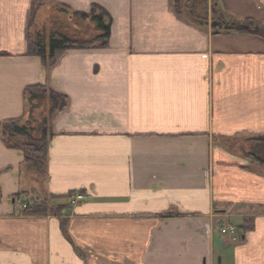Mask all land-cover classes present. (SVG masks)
I'll use <instances>...</instances> for the list:
<instances>
[{
	"label": "crops",
	"instance_id": "1",
	"mask_svg": "<svg viewBox=\"0 0 264 264\" xmlns=\"http://www.w3.org/2000/svg\"><path fill=\"white\" fill-rule=\"evenodd\" d=\"M93 3L113 18L108 46L49 69L27 54L44 9ZM207 4L205 24L174 0H0V121L24 115L31 85L69 99L45 178L0 136V264H264V164L246 157L264 135V39L233 30L264 0ZM217 12L230 32L210 28ZM33 189L85 193L64 216L25 215ZM245 216V240L222 232Z\"/></svg>",
	"mask_w": 264,
	"mask_h": 264
},
{
	"label": "trees",
	"instance_id": "2",
	"mask_svg": "<svg viewBox=\"0 0 264 264\" xmlns=\"http://www.w3.org/2000/svg\"><path fill=\"white\" fill-rule=\"evenodd\" d=\"M174 3L177 12L185 15L182 8L184 0H174ZM61 10L67 11L68 8L62 6ZM70 12L77 23L74 37L65 32H54L48 38L39 32L35 38H29L27 54L40 57L45 69H49L55 64L57 55L61 50L102 48L109 44L113 18L105 7L93 3L89 11H69L67 13ZM190 17L194 18L193 16ZM219 18H223V22L228 20V17L222 13H219ZM241 23L257 27L258 31L251 32L235 27ZM241 23H234L235 28L233 30L241 33H252L264 39V30L259 20L245 18ZM219 32V30H214L215 34ZM25 94L27 107L24 115L20 118L0 121V136L5 139L9 147L23 152L21 163L23 169L34 172L43 179L48 173L49 147L55 135L53 120L59 112L68 106L69 99L66 95L53 91L46 84L28 86ZM251 141L250 151L247 152L246 157L251 164H264V135L254 136ZM246 168H250V165ZM84 193L85 191H70L63 195L50 194L41 198L39 193L33 189L23 191L18 195H28L30 196L29 201H33L32 204L30 203L26 208H23L25 215L64 216L72 209L73 199ZM62 222L63 227H66L67 220L64 219ZM254 228L255 218L252 216L243 217L242 223L238 227L239 239L245 240L246 233Z\"/></svg>",
	"mask_w": 264,
	"mask_h": 264
},
{
	"label": "rangeland",
	"instance_id": "3",
	"mask_svg": "<svg viewBox=\"0 0 264 264\" xmlns=\"http://www.w3.org/2000/svg\"><path fill=\"white\" fill-rule=\"evenodd\" d=\"M196 1L197 0H184V6L182 8H183V11L185 12V14H187L188 16H193L197 20L199 17L197 15H195V12L197 11L196 7H195ZM57 10H58V8H55V10H54L53 8L49 7V8L44 9L41 12V14L39 15V18H37V21L40 22V26L39 27H41V24L43 25V30L40 31V33L45 35V37H48V38L54 32H65L67 35H69L71 37H74L75 34H76V25H77V23L75 22V19H73V16L71 15V12L67 13V11H63L62 10L63 12L59 13V12H57ZM230 12L232 14L234 13L232 11H230ZM216 14H219V13L217 12ZM216 14H215V18H216ZM207 15H208V13H207ZM257 15L260 18V23H261V26H262V28L264 30V9L259 10V13ZM213 16H214V14H213ZM233 16L235 18L239 19L237 17L238 15H236V16L233 15ZM208 17H207L206 21L208 20ZM213 21H214V18H212V22L211 23H213ZM203 23L206 24L205 21ZM207 23H208L207 25L210 26L209 22H207ZM230 23L222 22L221 24L213 25V27H212V24H211L210 28L213 29V30H219V31L222 30V31H224L227 28H231L230 27ZM231 24L233 25V23H231ZM224 25L227 28L223 27ZM35 27H37V26H35ZM35 27H34V29H35ZM250 27L257 28V27H254V26H250ZM34 29H33V34L36 33V31ZM26 172H28V173L30 172L32 174L34 173V172H31V171H28V170ZM26 199L29 201V197L25 198V200ZM73 202H77V201H73ZM23 204H26V207L28 206L27 203H23ZM238 220H239L238 218H232L231 222L238 223L239 222ZM222 222L226 223L227 220H224Z\"/></svg>",
	"mask_w": 264,
	"mask_h": 264
},
{
	"label": "flooded vegetation",
	"instance_id": "4",
	"mask_svg": "<svg viewBox=\"0 0 264 264\" xmlns=\"http://www.w3.org/2000/svg\"><path fill=\"white\" fill-rule=\"evenodd\" d=\"M196 12L195 15H197L201 21H206L208 15H207V0H197L196 1ZM194 13V12H193ZM223 21L222 20H217L215 21L214 25L216 24H221Z\"/></svg>",
	"mask_w": 264,
	"mask_h": 264
},
{
	"label": "built area",
	"instance_id": "5",
	"mask_svg": "<svg viewBox=\"0 0 264 264\" xmlns=\"http://www.w3.org/2000/svg\"><path fill=\"white\" fill-rule=\"evenodd\" d=\"M81 197H83V196L82 195H80V196L78 195V198H81ZM22 207L25 208L26 207V204H23ZM222 232L231 235V237L233 238V240L239 239V234H238L237 227L228 226V227L223 228L222 229Z\"/></svg>",
	"mask_w": 264,
	"mask_h": 264
},
{
	"label": "water",
	"instance_id": "6",
	"mask_svg": "<svg viewBox=\"0 0 264 264\" xmlns=\"http://www.w3.org/2000/svg\"><path fill=\"white\" fill-rule=\"evenodd\" d=\"M238 28H240V29H246V30H249V31H258V28H252V27H250L249 25H246V24H243V25H241V26H238Z\"/></svg>",
	"mask_w": 264,
	"mask_h": 264
}]
</instances>
